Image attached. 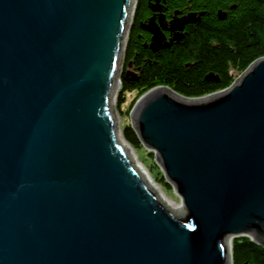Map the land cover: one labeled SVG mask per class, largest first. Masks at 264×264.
I'll return each mask as SVG.
<instances>
[{
	"label": "water",
	"instance_id": "obj_1",
	"mask_svg": "<svg viewBox=\"0 0 264 264\" xmlns=\"http://www.w3.org/2000/svg\"><path fill=\"white\" fill-rule=\"evenodd\" d=\"M134 3L0 0V264H230V236L264 246V56L227 89L160 85L121 115Z\"/></svg>",
	"mask_w": 264,
	"mask_h": 264
},
{
	"label": "trees",
	"instance_id": "obj_2",
	"mask_svg": "<svg viewBox=\"0 0 264 264\" xmlns=\"http://www.w3.org/2000/svg\"><path fill=\"white\" fill-rule=\"evenodd\" d=\"M183 1L172 0L171 10L188 8L184 16L196 14V20L187 25L189 31L153 53L150 59L135 60L137 50L143 47L142 26L139 33L135 27L140 16H144L143 21L148 18L146 0H138L124 51L116 99L118 112L129 92L141 96L160 85L171 87L185 97H199L227 88L252 62L264 56V0ZM130 65L134 75L128 73ZM122 132L134 148L142 145L131 123ZM158 182L171 188L164 177ZM232 251L233 264H264V246L248 236L234 238Z\"/></svg>",
	"mask_w": 264,
	"mask_h": 264
},
{
	"label": "flooded vegetation",
	"instance_id": "obj_3",
	"mask_svg": "<svg viewBox=\"0 0 264 264\" xmlns=\"http://www.w3.org/2000/svg\"><path fill=\"white\" fill-rule=\"evenodd\" d=\"M185 1V0H184ZM183 1V2H184ZM147 5H148V11L149 13L148 18L145 19L144 21V25H142L141 30H140V39L142 42V46L143 47H139V49L137 50L136 56H135V60L138 57H141L142 59H150L151 57H153V53L158 52L160 50H162V48H157L154 49L151 46V42H152V37L153 34L152 32H150V30L148 28L145 27V24L148 23V20L151 16H154L156 23L159 25L160 30H161V34H162V42H161V46H167V45H171L174 41L179 40L182 35L186 34L189 29H187V25L190 22H186L184 27L179 29V31H171L170 28V24L171 19H183L187 16H184V14L186 15L185 11L187 10V12H189L188 8H185L183 10H171V5H172V0H146ZM149 3H150V7L152 8L153 6L156 5V10L150 9L149 8ZM181 11V12H179ZM182 13V14H181ZM160 17L163 18L162 19V23L160 21ZM180 33L181 36H179L178 38H175L176 36H174L176 33ZM133 59V61H135Z\"/></svg>",
	"mask_w": 264,
	"mask_h": 264
},
{
	"label": "bare ground",
	"instance_id": "obj_4",
	"mask_svg": "<svg viewBox=\"0 0 264 264\" xmlns=\"http://www.w3.org/2000/svg\"><path fill=\"white\" fill-rule=\"evenodd\" d=\"M137 4H138V0H135V3H134V7H133V12H134V9L137 7ZM133 12H131V16H130V23L132 24L133 23V21H134V17H135V14L133 13ZM162 19L163 18H161L160 17V21H161V23H162ZM193 20H196V18H195V16H187V17H185V18H183V19H174V18H172L171 19V21H169V22H171V24H170V30L171 31H179V29H181L180 28V26H177L178 24H179V22H183V23H185V22H188V21H191V22H193ZM150 21H155V18L154 17H152L151 18V20ZM150 21H148L149 23H146L145 24V27L146 28H148L149 30H150V32H152V34H153V37H152V42H151V46H152V48H154V49H157V48H162L163 47V45L161 46V42H162V35H161V33H160V31L159 32H157V33H155V31L153 30L152 31V29H154V28H156V27H158L157 25L158 24H156V23H154V22H151L150 23ZM145 21H143V23H144ZM142 23V25H144ZM153 26V27H152ZM152 27V28H151ZM129 29H130V27H129ZM128 29V31H127V36H126V38H128V36H129V30ZM158 29V28H157ZM156 30V29H155ZM176 33V32H175ZM174 36H176L175 38H178L179 36H181L180 35V33H176ZM160 38V39H159ZM124 51L125 50H123V54H122V59H121V64H120V69H119V73L118 74H120L121 72H122V67H123V58H124ZM131 67H132V65H131ZM135 72V71H134ZM135 74V73H134ZM134 74H132L131 73V75H134ZM119 86H121V80H120V84L118 85V87ZM168 87V86H167ZM169 88H171V87H169ZM228 88V87H227ZM227 88H224V89H227ZM172 89V88H171ZM224 89H221V90H224ZM174 92H176V93H178L179 95H182V94H180L178 91H176L175 89H172ZM189 98V97H188ZM195 98V97H194ZM190 99V98H189ZM192 99V98H191ZM242 236H246V235H242ZM236 237H240V236H230L229 237V252H230V264H233V251H232V241H233V239L234 238H236ZM248 237H250V236H248ZM251 238V237H250Z\"/></svg>",
	"mask_w": 264,
	"mask_h": 264
},
{
	"label": "rangeland",
	"instance_id": "obj_5",
	"mask_svg": "<svg viewBox=\"0 0 264 264\" xmlns=\"http://www.w3.org/2000/svg\"><path fill=\"white\" fill-rule=\"evenodd\" d=\"M149 1V0H148ZM149 8L150 9H153V10H156V5L155 6H153L152 8L150 7V3H149ZM146 9H147V13H149V11H148V5H147V2H146ZM137 8H135L134 9V14L136 15V12H137ZM152 17H154V16H151L150 18H149V20L152 18ZM222 17V16H221ZM143 18H144V16L142 15V16H140L139 17V19H138V23H137V25H136V27H135V30H136V33H139V28L142 26V23H143ZM149 23V22H148ZM131 26H132V24L130 23V28H131ZM130 30V29H129ZM127 41H128V38H126V41H125V45H124V50H125V47H126V43H127ZM128 73H132V74H134L135 72H134V69H133V67H131V65L129 66V68H128ZM121 74V73H120ZM120 74H119V77H120ZM119 89H120V86L119 87H117V91H116V95H115V106H116V110H117V112H118V109H117V105H116V99H117V95H118V91H119ZM217 91H220V90H217ZM217 91H214V92H217ZM213 93V92H212ZM212 93H210V94H212ZM206 95H208V94H206ZM206 95H203V96H206ZM139 96L137 95L136 96V92H129L128 94H127V98H126V101H125V103L121 106V111L120 112H118V113H120L121 115H125L126 114V112L128 111L129 112V110L131 109V107H132V105L134 104V102H135V100L138 98ZM199 97H201V96H199ZM189 98H194V97H189ZM196 98V97H195Z\"/></svg>",
	"mask_w": 264,
	"mask_h": 264
}]
</instances>
